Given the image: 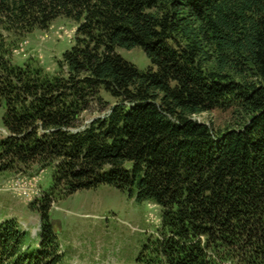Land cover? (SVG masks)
<instances>
[{
    "label": "trees",
    "instance_id": "obj_1",
    "mask_svg": "<svg viewBox=\"0 0 264 264\" xmlns=\"http://www.w3.org/2000/svg\"><path fill=\"white\" fill-rule=\"evenodd\" d=\"M59 17L57 71L18 63ZM0 106V173L50 170L38 241L1 221L0 264H61L52 204L103 184L160 208L136 264H264V0H0Z\"/></svg>",
    "mask_w": 264,
    "mask_h": 264
},
{
    "label": "rangeland",
    "instance_id": "obj_2",
    "mask_svg": "<svg viewBox=\"0 0 264 264\" xmlns=\"http://www.w3.org/2000/svg\"><path fill=\"white\" fill-rule=\"evenodd\" d=\"M76 23L59 17L50 28L36 30L21 45L15 55L18 63L33 58L48 72L58 69V60L74 41ZM118 52L140 69L151 61L141 47L118 48ZM90 121L94 111L89 112ZM4 107L0 106V138L6 135L3 127ZM100 112H95L98 116ZM227 113L215 111L198 116L208 123H222ZM86 121V122H87ZM50 185V170L30 173L11 171L0 173V222L17 220L33 242L41 228L36 208L43 191ZM51 216L60 243L61 264H136L142 244L157 234L160 208L149 201L137 202L127 193L103 184L97 188L79 190L52 204Z\"/></svg>",
    "mask_w": 264,
    "mask_h": 264
}]
</instances>
